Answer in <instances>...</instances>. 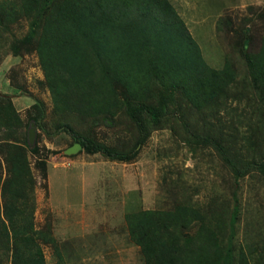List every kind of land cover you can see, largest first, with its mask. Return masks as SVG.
Listing matches in <instances>:
<instances>
[{
  "label": "trees",
  "instance_id": "16d2710c",
  "mask_svg": "<svg viewBox=\"0 0 264 264\" xmlns=\"http://www.w3.org/2000/svg\"><path fill=\"white\" fill-rule=\"evenodd\" d=\"M175 2L0 0V49L36 55L52 99L50 111L38 99L23 116L0 92V264H68L72 241L61 243L50 213L36 222L38 176L48 179L51 155L68 156L41 147L43 136L67 132L88 154L131 162L165 129L192 152L212 149L234 183L199 199L189 185L178 194L176 181L164 206L126 212L144 264H264L262 228L254 233L247 221L240 235L238 193L249 175L264 181V8L218 18L226 52L213 67ZM18 78L12 69L10 84L26 90ZM32 121L40 129L33 145ZM103 125L117 129L113 144L98 137Z\"/></svg>",
  "mask_w": 264,
  "mask_h": 264
},
{
  "label": "rangeland",
  "instance_id": "374dc122",
  "mask_svg": "<svg viewBox=\"0 0 264 264\" xmlns=\"http://www.w3.org/2000/svg\"><path fill=\"white\" fill-rule=\"evenodd\" d=\"M175 5L208 62L213 67H222L226 49L216 36L218 18L226 12L243 16L250 5L264 8V0H176ZM22 23V27H14L17 34L27 30V23ZM12 69L19 72L18 79L26 84V90L19 91L10 84ZM43 78L36 55L15 57L8 48L0 49V92L13 95L23 116L38 99L51 110L49 90L40 84ZM112 128L101 126L98 137L113 144L119 134ZM39 132L37 127V136ZM73 140L69 133L61 132L52 139L43 136L40 145L65 150ZM66 161H72V165L66 166ZM48 171L47 180L38 176L36 222L41 226L50 213L61 243L72 241L68 264H144L139 246L129 239L126 212L164 206L162 199L172 200L169 195L176 181H179L175 184L178 194L184 193L189 185L192 193L197 189L193 195L199 199L207 198L213 186L221 190L224 184L230 187L234 183L212 149L192 152L188 146H180L167 129L155 131L138 158L131 162L111 161L101 153L88 154L82 149L56 161L51 155ZM240 184V235L247 221L254 233L260 228L264 231V181L257 175H249ZM45 252L49 261H55L49 245H45Z\"/></svg>",
  "mask_w": 264,
  "mask_h": 264
},
{
  "label": "water",
  "instance_id": "95a60500",
  "mask_svg": "<svg viewBox=\"0 0 264 264\" xmlns=\"http://www.w3.org/2000/svg\"><path fill=\"white\" fill-rule=\"evenodd\" d=\"M37 138V124L35 121H32L28 128V141L31 145L35 144ZM83 149V145L80 142H75L70 147L64 150V154L71 156L77 154L80 150Z\"/></svg>",
  "mask_w": 264,
  "mask_h": 264
},
{
  "label": "built area",
  "instance_id": "2783aa9c",
  "mask_svg": "<svg viewBox=\"0 0 264 264\" xmlns=\"http://www.w3.org/2000/svg\"><path fill=\"white\" fill-rule=\"evenodd\" d=\"M65 165H66V166H70V165H72V161H66V162H65Z\"/></svg>",
  "mask_w": 264,
  "mask_h": 264
},
{
  "label": "crops",
  "instance_id": "0c3cea01",
  "mask_svg": "<svg viewBox=\"0 0 264 264\" xmlns=\"http://www.w3.org/2000/svg\"><path fill=\"white\" fill-rule=\"evenodd\" d=\"M14 101H15V100H14ZM15 104H17L16 101H15ZM18 109H19V108H18ZM19 111H20V110H19Z\"/></svg>",
  "mask_w": 264,
  "mask_h": 264
}]
</instances>
